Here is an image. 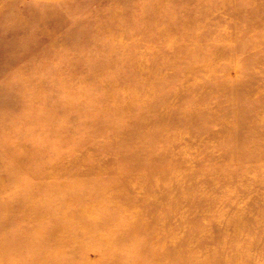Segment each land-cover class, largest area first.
<instances>
[{
	"label": "rangeland",
	"instance_id": "rangeland-1",
	"mask_svg": "<svg viewBox=\"0 0 264 264\" xmlns=\"http://www.w3.org/2000/svg\"><path fill=\"white\" fill-rule=\"evenodd\" d=\"M159 1L0 0V264H171L162 253V243L147 230L150 213H138L132 198L139 202L146 187L147 195L151 192L147 185L161 182L165 173L186 177L206 166H190L187 160L178 161L176 154L165 162L157 159L159 148L165 146L158 134L172 131L149 124L158 122L166 109L181 112L185 118H199V122L177 121L169 126L175 129L173 135L185 136V143L188 135L204 126V120L207 134L218 131L221 121L233 120L234 127L225 129L231 135L229 142L234 147L242 144L237 151L241 155L247 148L250 162L256 166L244 169L237 157L220 160L221 165L214 157L213 162L223 171L233 169L237 176L252 171L249 189L231 182L237 191L233 197L242 198L239 192L246 196L250 186L258 185L256 167L264 170V150L253 149L259 144L264 149V132L256 133L248 120L264 115V80L256 78L250 84L254 88L244 87L223 99L217 84L222 81L221 86L232 87L235 81L245 80L243 73L251 81L253 60H245L242 68L233 67L232 62L253 55L252 47L243 50L246 42L264 49L262 9L241 4L233 19L232 4L214 10L209 21L221 22L225 29L205 37L194 35L199 21L190 19L193 11L186 13L184 25L178 20L176 27L164 26L167 32H120L126 26L124 13H131L127 22L132 23L139 13L147 17L150 8L159 7ZM167 1L162 9L170 8ZM258 3L264 6V0ZM248 12L260 14L256 24L252 25ZM109 14L118 19H110ZM245 23L251 24L244 28ZM235 29L240 34L232 46L241 53L233 59L224 55L214 63L208 61L214 50L211 46L230 38ZM161 42L166 46L159 45ZM188 62L196 69H190ZM209 74L215 78L211 80ZM26 85L28 90L39 89L19 92ZM126 101L130 105L123 112ZM234 102V109H223ZM65 106L75 107L65 110ZM235 117L239 125L238 117L246 125L236 128ZM134 122L140 124L138 130L129 129ZM150 131L153 135L147 136ZM220 143L221 137L206 146L217 152L224 149ZM125 154L138 159H124ZM41 184L46 188L38 190ZM36 210L41 215L33 218L30 214ZM166 212L159 209L154 218ZM51 223L71 234L68 244L64 241L51 247L57 240L42 233ZM255 229L258 234L264 232L259 226ZM241 249L248 252L245 257L256 256L243 246ZM259 256L254 264H264V254ZM193 257L200 253L193 252Z\"/></svg>",
	"mask_w": 264,
	"mask_h": 264
},
{
	"label": "bare ground",
	"instance_id": "bare-ground-1",
	"mask_svg": "<svg viewBox=\"0 0 264 264\" xmlns=\"http://www.w3.org/2000/svg\"><path fill=\"white\" fill-rule=\"evenodd\" d=\"M166 1L167 0H160L159 7L155 6L153 8H150L151 10V13L149 14L151 16L150 18L149 15L147 17H144L142 13H139L137 19L133 17L132 19L134 22V23L132 22L133 24L127 22V19H129L131 13L130 12L124 13V17L126 19L124 18L123 25L126 26H124V29L120 30V32H146V31L161 32V29H164L163 32H167L166 30L167 28H165L164 26L170 25V27H176L178 25L176 24V21L178 20H182L183 23L181 22V24L184 25L185 24L184 19H186L187 17L186 15H188L186 13L189 11L190 12L193 11L195 12L193 14L194 17L190 19L199 21L198 27L195 30H193L197 32L194 35H196L197 37L200 36L205 37L206 35H210L213 31L214 32L217 31L218 33H221L220 31H223L225 29L224 28L225 26H223L221 22H218L215 25L214 23H211L208 18L210 13H212L214 10L223 8L225 5L228 4L233 5L234 13L230 16L231 19H233L234 15H236L239 12L238 11L239 6L241 4L244 5V3L257 6L260 9H262L264 13V6L258 3L259 0H196V2H194L195 0H182V1L170 0L167 1L169 3L168 5H170V8L162 9L164 7V4H166ZM175 2L178 3L177 7H174ZM109 15H110V19L112 18L118 19L117 16H115L114 14H109ZM248 15L250 19L254 20L252 22V25L256 24L260 14L259 15L254 14L255 16L254 17L252 12H250ZM148 24L151 25L150 28H148ZM250 24L251 23H245L243 27L247 28ZM146 26L148 29L146 28ZM239 34L240 32L235 29L234 32L230 34V38L232 37L231 39H233L231 42L230 41L228 42L230 38L226 36L222 38L223 41H221L219 44L214 43L211 46L214 50L212 51V53H210L209 57H207V60L208 61L210 60L212 61V63H214L220 60L221 57L223 58L224 55L228 56L229 59H233L234 55L236 56L238 53H241L238 50H234L237 48L236 45L235 47L232 46V44L238 41ZM161 44L163 46H166L165 42H161L159 45ZM183 46L184 45L180 47ZM244 46H246V48L243 49L244 51L252 47L251 51L253 52V55L249 54L248 56L245 57V59L242 58L243 60L239 58V60H237L236 62H232V64H234L233 67L236 66L238 68L240 67L242 68L243 67L242 63H244L245 60L252 59L253 64L251 65L250 70H252L254 73H252L253 75L251 76V81L248 78V76L245 75V73L241 74L242 75L241 78L245 77V80L242 79L235 81L233 84H231L232 87L228 86L227 88H225V86H221L222 81H220L217 84V87L220 90L217 91H219L218 94L221 99H223V97L229 95L230 93L241 91L244 87L248 89L254 88L253 86H250V84L251 82L255 83L256 78L262 81L264 80V49L261 48V46H259L255 42L254 43L246 42L244 43ZM154 47H156V45L151 46L150 48H154ZM167 47H169L170 49L174 48V46L171 43H167ZM207 47L208 46L205 45L204 49H207ZM246 51H249V49ZM161 52H162L161 54L165 55L166 57L167 55L166 52L164 51ZM188 63L191 66L190 69L193 70L196 69V67L194 68L192 62H188ZM208 65L209 62H207L205 67H208ZM244 69L245 68L241 70L243 71ZM46 76L48 75L46 74ZM207 76H209L211 80L215 78L214 76H212V74H209ZM246 82H249L248 84L249 86L246 85ZM203 87L197 86L196 88L202 89ZM23 89H24L23 91L24 93L27 92L28 85L21 86L18 88L19 92L22 91ZM36 89L39 88L30 87L28 92L33 91L34 93V90ZM208 89L209 88L205 89L204 87L203 91H207ZM175 95L179 96V93L177 94V92H175ZM180 95H184V91ZM128 105H130L128 104V102L127 104L125 103V105L122 106L121 110L123 112H127ZM218 105H222V104H218ZM236 106H237L236 102L229 103L225 105L223 109H226L227 107L228 110H232ZM74 107L65 106L64 108L65 110H68V109H73ZM259 108L260 107L254 110L259 111ZM89 116L93 117L94 114L90 112ZM185 117L186 116L182 115L181 112H174L173 114L171 109H166L163 110L161 114H159L158 122L151 120L149 125H151L152 123H157V125L164 127L163 130L172 131V133L170 134H161V133L158 134L159 137L161 136L162 141L163 140L165 141V146L159 148L160 149L158 156L159 158L157 159L165 162L166 160L171 159V157H175L174 154H176L177 157L179 156L178 161L182 159L183 161L187 160L189 161L188 164L190 166L196 165V168H198L197 165L205 163L206 168L205 169L203 168L200 172L194 171L192 172V174L190 173L186 177H177V176L168 177L169 173L168 174L165 173V176L163 175L164 179L162 178L161 182L153 181V184L147 185L151 190V192L147 195L148 188L146 187L145 190H143L144 193H142V198L140 195L141 200H139V202L138 200L135 201V199L132 198V193H129L130 195L129 198H132L133 204L139 207L138 209L139 211H137L138 213H140L141 215L150 213L151 216L150 222L146 223V225L149 224L147 230H151V233L155 235L154 237L159 240L158 242L162 243L163 245L162 253L168 256L167 258H169V263L171 264H254L253 260L257 257L260 258L259 254H264V232L258 234L257 230L255 229V226H259V228L261 227L264 229V170L260 169L259 167H256L257 174L255 175L257 176L255 177L258 180V185L250 186L252 190L250 189L251 191H249L248 195L242 196L243 195L242 192H239V195L242 198L239 197L237 199L233 197L231 194L237 191L232 189L231 182H233L234 184H239L240 189H243V187L246 188L249 187V185H252L249 184L253 179L251 178L252 174L250 173L252 171L247 173L245 170H243L245 171L246 174L245 175L243 174L242 176L241 175L237 176L236 171H233V169L231 168L229 170L223 171L222 168L220 167L221 163H223L224 161L229 162L230 160L228 159L231 157H234L235 159L237 157L239 159L238 164L240 163L244 167V169L249 170L250 168L256 166L250 162L251 158H249L248 156L249 153H247L246 150L247 148L246 149L245 147L243 148L245 154H242L244 155L242 156L241 154H239L240 152H237L241 150L242 144L238 143L239 145L237 144L234 147L233 144L229 142L230 140L229 136L231 135L227 134L225 129L229 127L233 128L234 121L230 120V122L228 123H226V121H221L220 122L221 127L218 131L214 132L213 134L212 133L207 134L206 127L208 126V123L206 122V120H204L203 121L204 126L200 127V129L195 130L192 134L188 135L189 136L188 142L185 143L184 142L185 136L182 134L173 135L175 129L169 127L173 123L177 124V121L182 123L183 122L185 123V121L187 123L199 122V120H197L199 118L196 115H193V117L191 118L190 117L185 118ZM238 118L241 124L239 125L237 123V118L235 117L236 128L244 127L246 125V122L240 117ZM248 123L255 125L254 129L256 130V133L264 132L263 113L260 115V117H255V118L251 117V120L249 119ZM129 125H131L129 126L130 130L132 129L138 130L141 127L138 122L129 123ZM126 133L129 132L126 131L125 134ZM151 134L153 135V133L151 132L148 133L147 136ZM219 137H221V143H222L221 147L224 149L221 151L217 150V152L210 151L207 148L206 143H210L211 141L217 140ZM47 139L48 138L44 137V140ZM49 140L48 143H51L49 142ZM143 143H145V140ZM183 143H185V145ZM258 149L264 150L262 146L259 144V146L253 149V151H256ZM149 153L151 154V152ZM19 158L23 159L24 156H22V158L21 157ZM126 158L132 160L133 162L137 161L138 159L136 156L132 154L131 155L125 154L124 159ZM213 158L217 162H219L218 164L220 165H215V163L213 162L214 161ZM252 158L255 159V157ZM220 160L223 162H220ZM127 178L129 179V177ZM125 181L129 182L131 180H125ZM125 181H121V182L125 183ZM41 188L44 189L46 187L42 186L41 184L38 187V190L39 189L41 190ZM116 189H118L117 191L118 193L119 188ZM58 191L62 192V189L58 188ZM31 203L32 202H30V204ZM150 204H153L154 207L150 208L149 207ZM36 206L38 207L41 205H36ZM143 206H147V207L145 208ZM159 209L166 210L167 211L165 213L166 215L163 216H161V214L157 215V218L155 219L153 213H155L157 210L159 211ZM40 215L41 214L37 210L36 212L34 211L33 213L31 212L30 214V216H32L33 218L38 217ZM52 224L53 223H51V225L48 226V228L46 227L42 230V233L45 234V237L47 239L55 238L57 240L52 242L51 247L53 249L57 248V246L62 245L64 241H66V244H68L69 240L72 238L71 234L62 233L60 229H57L56 226L55 227L53 226L55 224L53 225ZM261 231L262 230H260V232ZM248 242L250 243L248 244ZM242 246L246 250L254 252L256 256L252 254L251 256L245 257V254H247L248 252L242 250L241 249ZM193 252L200 253V257L197 258L193 257ZM261 258L263 262L264 258L263 257Z\"/></svg>",
	"mask_w": 264,
	"mask_h": 264
}]
</instances>
